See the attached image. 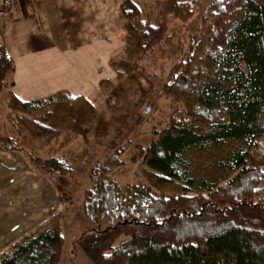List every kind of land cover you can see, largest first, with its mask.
<instances>
[{
  "label": "trees",
  "instance_id": "1",
  "mask_svg": "<svg viewBox=\"0 0 264 264\" xmlns=\"http://www.w3.org/2000/svg\"><path fill=\"white\" fill-rule=\"evenodd\" d=\"M201 1L198 25L179 37L171 25L187 23ZM145 4H119L124 42L107 61L114 77L101 80L94 95L59 90L21 101L11 90L15 66L3 38L20 9L17 0H1L0 149L47 175L63 210L3 249L0 264L60 263L61 225L72 214L74 203L66 200L75 196L76 173L54 153L84 136L100 109L114 104L115 84L142 73L159 45L170 66L157 95L169 100L171 115L136 149L144 184L111 178L129 145L108 149L88 172L79 203L88 226L72 251L80 249L93 264H264V0ZM152 5L156 10H148ZM226 139L246 143L224 162L231 176L191 193L193 180L179 168L180 156L190 146ZM36 146L47 154L35 155Z\"/></svg>",
  "mask_w": 264,
  "mask_h": 264
},
{
  "label": "crops",
  "instance_id": "2",
  "mask_svg": "<svg viewBox=\"0 0 264 264\" xmlns=\"http://www.w3.org/2000/svg\"><path fill=\"white\" fill-rule=\"evenodd\" d=\"M123 1L35 0L33 5L17 0L20 14L3 34L15 66L13 94L21 101L59 90L94 95L101 80L114 77L107 61L124 42L118 9ZM35 179L22 155L0 149V252L32 230L40 220V208L57 209L53 188L43 182L38 196ZM11 229L17 234L10 235Z\"/></svg>",
  "mask_w": 264,
  "mask_h": 264
},
{
  "label": "rangeland",
  "instance_id": "3",
  "mask_svg": "<svg viewBox=\"0 0 264 264\" xmlns=\"http://www.w3.org/2000/svg\"><path fill=\"white\" fill-rule=\"evenodd\" d=\"M205 3V1L196 3L195 13L187 23H178L177 26L174 22L171 25L179 37L181 34L186 37L198 25L200 18L204 15ZM139 4L142 9L147 6L145 3ZM156 8V5H152L148 10L152 11ZM165 53L163 45L156 47L155 52L143 63L142 73L137 71L115 84L111 90L114 104L107 109H100L97 121L85 129L84 136L74 139L66 148L54 153L56 157L66 158L76 173L75 196L71 201L66 200L68 205L71 204L70 202L74 203L71 207L72 214L67 215L61 225L63 246L59 264H93L80 249L75 252L72 250L74 241L88 226L86 219L79 215V203L82 191L87 187L88 172L93 165L102 162L108 149L117 148L123 142V145H131L122 154V164L112 169L110 177L120 185L144 184V179L140 176L141 163L135 160L136 149L147 145L153 139L152 130L165 126L171 115L169 100L157 95V90L163 83L170 66V63L166 61ZM154 86L155 89L151 92ZM245 147L246 143L241 139H226L220 145L207 142L188 147L180 156L179 168L187 178L193 180L192 186L189 187L191 193L200 192L205 187L203 183L205 185L219 183L231 176L224 162L231 152L243 151ZM33 152L39 156L47 154L38 146L33 149ZM31 171L36 177L37 195L41 196V185L47 182L44 181L47 175L41 174L40 169L38 171L31 169ZM50 186L56 197L54 202L57 209L53 212L49 207L40 208V220L35 226L63 210L62 204L57 201L56 189L52 184ZM9 232L10 235L17 234L14 229Z\"/></svg>",
  "mask_w": 264,
  "mask_h": 264
},
{
  "label": "built area",
  "instance_id": "4",
  "mask_svg": "<svg viewBox=\"0 0 264 264\" xmlns=\"http://www.w3.org/2000/svg\"><path fill=\"white\" fill-rule=\"evenodd\" d=\"M30 3L34 5L35 4V0H30ZM38 19L40 21V17H38Z\"/></svg>",
  "mask_w": 264,
  "mask_h": 264
}]
</instances>
